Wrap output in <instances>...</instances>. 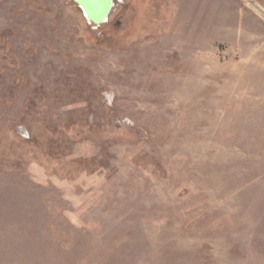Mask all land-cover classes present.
<instances>
[{"label": "rangeland", "instance_id": "obj_1", "mask_svg": "<svg viewBox=\"0 0 264 264\" xmlns=\"http://www.w3.org/2000/svg\"><path fill=\"white\" fill-rule=\"evenodd\" d=\"M0 264H264V0H0Z\"/></svg>", "mask_w": 264, "mask_h": 264}, {"label": "water", "instance_id": "obj_2", "mask_svg": "<svg viewBox=\"0 0 264 264\" xmlns=\"http://www.w3.org/2000/svg\"><path fill=\"white\" fill-rule=\"evenodd\" d=\"M82 11L88 24L99 28L105 25L111 18L115 0H73ZM21 135L27 137L21 129Z\"/></svg>", "mask_w": 264, "mask_h": 264}, {"label": "trees", "instance_id": "obj_3", "mask_svg": "<svg viewBox=\"0 0 264 264\" xmlns=\"http://www.w3.org/2000/svg\"><path fill=\"white\" fill-rule=\"evenodd\" d=\"M112 16V15H111ZM93 26V25H92ZM94 27V26H93Z\"/></svg>", "mask_w": 264, "mask_h": 264}]
</instances>
